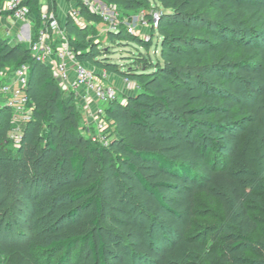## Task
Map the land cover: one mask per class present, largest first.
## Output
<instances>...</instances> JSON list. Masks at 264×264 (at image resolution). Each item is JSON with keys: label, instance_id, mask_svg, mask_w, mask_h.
Returning <instances> with one entry per match:
<instances>
[{"label": "trees", "instance_id": "1", "mask_svg": "<svg viewBox=\"0 0 264 264\" xmlns=\"http://www.w3.org/2000/svg\"><path fill=\"white\" fill-rule=\"evenodd\" d=\"M101 1L125 16L144 11L150 24L151 12L160 13L152 32L160 45L155 60L148 54L152 44L125 26L108 33L111 43L146 50L130 58L127 70L102 48L94 25L98 17L81 9L87 24L67 19L79 63L139 87L125 102L106 106L113 130L108 147L85 136L76 94L62 90L51 68L31 54L30 44L0 37V72L27 64L33 105L17 149L9 139L12 112L0 109V217L8 201L7 163L22 173L19 191L31 230L29 236L19 233L23 244L6 245L4 235L17 224L10 219L6 234L0 228V264H174L170 255L191 241L200 195L222 205L233 200L238 223L249 231L259 226L248 204L259 199L251 192L258 179L248 151L253 144L264 149V121L237 95L243 86L253 98L264 96V0ZM26 5L38 32L40 0ZM221 140L237 141L227 148V158L220 155ZM234 238L229 258L200 245L197 250L206 264H254L241 251L248 238Z\"/></svg>", "mask_w": 264, "mask_h": 264}, {"label": "rangeland", "instance_id": "2", "mask_svg": "<svg viewBox=\"0 0 264 264\" xmlns=\"http://www.w3.org/2000/svg\"><path fill=\"white\" fill-rule=\"evenodd\" d=\"M60 9V10H59ZM54 10L59 11L61 18L64 19L66 15V9L55 6ZM156 11V10H154ZM159 9H157V12ZM120 19L123 22H128L127 26H133L138 37H141L142 34L138 28L141 24L140 19L142 14L146 13L144 11L138 12L139 14L136 18L131 16H125L122 12L119 11ZM139 20V21H138ZM140 23V24H139ZM142 25V24H141ZM127 28L126 25H123ZM99 40L102 44V48H107L110 50V60L117 64L123 70H127L128 66L132 64L130 58L137 54V51L140 50L144 54H147L146 50L139 47L136 44L129 45L128 43L116 44L111 43L108 34L103 30V27L98 28ZM147 34H151L149 30ZM0 37L6 40H9L11 43H29V41L21 40L19 37L13 35H8L5 31V28H1ZM96 41V38H95ZM97 42V41H96ZM152 44L151 48L148 51L149 56L152 60L160 57V45L158 43V38L150 39L147 41ZM92 69V68H91ZM94 70V69H93ZM96 70V69H95ZM10 69L7 68L3 73H9ZM132 87L128 89L131 94L138 92V85L136 83H131ZM135 85H137L135 87ZM63 91L70 93L74 92V89L70 86L61 87ZM237 99L240 104L245 107H255L258 110L260 118L264 121V96H257L253 98V95L247 94L244 91V87L241 86L238 88ZM118 101L125 102L126 95L119 96ZM92 107L96 106V103H91ZM80 108V123L79 127L84 130L86 137L94 132L93 124L90 123L89 118L83 108ZM113 130L110 131L112 133ZM235 135L239 136L238 130L234 131ZM113 137V136H112ZM236 140H221V146H224L225 150L220 153L224 158H227V148L231 149L235 146ZM222 148V147H221ZM248 158L253 167L257 172V179L255 183H252L251 192L259 196V199L253 198L248 201L250 204L252 214L257 218L259 226L256 230L249 231L246 228L242 227L238 223L237 216L239 214V207L233 200L226 202V205H222L219 202L208 199L206 196L200 195L198 203V217L196 219V225L192 229L190 237L191 241L179 245L175 251L170 255V260L174 264H206L205 259L201 257V253L197 250V245L202 246L205 251L210 254H215L216 256H226L229 258L232 253V240L235 239L237 235H244L248 238L247 241H244V246H242L241 251L244 252L245 256L253 260L254 264H264V149L261 148L258 144H253L248 151ZM7 163H3L4 170V180L7 185V203L1 213V223L0 228L3 234H6V227H8L10 219H14L16 225L15 229H10L3 242L6 245H21L25 241L22 236H19V233L29 236L31 230L29 229V215L30 213L26 209L24 202L25 198L20 194L19 188H21L22 173L20 174L18 170L15 169V166L6 167ZM128 200V199H127ZM126 200V201H127ZM131 207L136 208L137 206L133 204L130 200L127 201ZM228 209H227V208ZM228 211L231 213L230 219L228 218ZM139 213V211H137ZM147 228H150V221L146 222ZM230 227V228H229ZM226 230H229L228 232ZM225 231V233H224ZM227 234H235L230 237L224 236ZM154 238L157 242H160V234H154ZM231 240H230V239Z\"/></svg>", "mask_w": 264, "mask_h": 264}, {"label": "built area", "instance_id": "3", "mask_svg": "<svg viewBox=\"0 0 264 264\" xmlns=\"http://www.w3.org/2000/svg\"><path fill=\"white\" fill-rule=\"evenodd\" d=\"M71 1L78 5L71 12L74 18H80L81 9H85L100 19L107 33H117L121 26L128 25L126 24L128 22H123L120 19L118 8L107 6L101 0ZM26 2L27 0H5L0 5V29L4 17L3 12H7L10 18L16 22L27 21L30 9ZM151 16V24L147 21L145 14L142 15L140 22L142 26H148L151 30H155L158 28L160 13L152 11ZM41 19L42 26L29 41L31 54L39 61L53 66L55 77L60 86L72 87L76 98L83 96L84 104L79 106L85 110L94 129V132L89 135V139L93 143L108 147L112 136L108 130L109 122L105 108L109 103L118 100V91L108 83L109 74L106 71L97 73L77 61L65 31L61 28L55 13L49 9L46 3L42 5ZM127 30L130 34L137 35L133 26H127ZM51 35H55L59 41L55 42L54 40L53 42ZM141 38L149 41L152 39V33L142 35ZM125 81L130 89L131 81ZM28 84L29 66L27 64L9 73L0 72V109L7 108L12 112L13 128L9 133V139L14 149L20 146L23 139V125L31 121L33 114V105L27 95ZM92 102L96 103V106L92 107Z\"/></svg>", "mask_w": 264, "mask_h": 264}, {"label": "crops", "instance_id": "4", "mask_svg": "<svg viewBox=\"0 0 264 264\" xmlns=\"http://www.w3.org/2000/svg\"><path fill=\"white\" fill-rule=\"evenodd\" d=\"M43 3H46L47 6L49 7V9L55 13V15H56V17H57V19H58V21L60 23L61 28L66 33V36H67L68 40H69V36H68V34L66 32V28L65 27H66V22H67V19H68L69 16H71L76 21V23H78V24H81V25L87 24V22L81 16H80V18H74L71 15V12L73 10H75V8L78 7V5L75 2L71 1V0H40V9H42ZM55 6H59L60 8H65L66 9V15H65L64 19L61 18V14H60L59 11H57V13H56V11L54 10ZM140 12L142 14V11H140ZM137 13L138 12L131 13L130 16L131 17H135L134 19H136V18H138L137 16L139 15ZM142 15H144V14H142ZM94 25L96 26L97 29L99 27L100 28L103 27V30L106 32L105 26H104V24L101 21H99L97 23H94ZM35 26H36V19H35L34 14H30L28 19H27V21L24 22V23L14 21L13 19L10 18L9 15L4 16L3 19H2V28H5V31L7 32V34L8 35L11 34V35H13L15 37H19V38H21V40H23V42L24 41H30L33 38L34 34L36 33ZM138 30L142 34H147L149 30L151 31V33L153 32V30H151L150 27L142 26L141 24L139 25ZM106 34H108V33L106 32ZM157 38L158 37H156L155 39H157ZM51 39H52L53 42H54V40H55V42L59 41V39H57L55 35H51ZM158 43H159V38H158ZM49 67L51 68L53 74L55 75V72L53 70V66H49ZM94 71L97 72V73H100V72L105 71V70H99L98 71V70L94 69ZM107 73L109 74L108 83L112 84L116 88V90L118 91L119 96H122L124 94L126 95V97L134 95V94H131L132 92H130L128 90L129 87H128L125 79H123L122 77H120V76H118L116 74H112V73H109V72H107ZM130 83H134V82H130ZM81 93H82V91H81ZM76 99H77V102L79 101L78 105L84 104L83 96H81L80 98H76Z\"/></svg>", "mask_w": 264, "mask_h": 264}]
</instances>
